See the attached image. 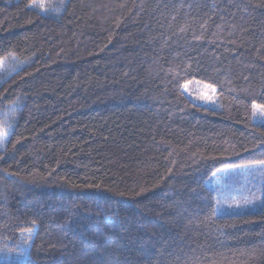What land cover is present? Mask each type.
Here are the masks:
<instances>
[{"label":"trees","instance_id":"1","mask_svg":"<svg viewBox=\"0 0 264 264\" xmlns=\"http://www.w3.org/2000/svg\"><path fill=\"white\" fill-rule=\"evenodd\" d=\"M1 60L0 264H264L205 183L264 161V0H0Z\"/></svg>","mask_w":264,"mask_h":264},{"label":"rangeland","instance_id":"2","mask_svg":"<svg viewBox=\"0 0 264 264\" xmlns=\"http://www.w3.org/2000/svg\"><path fill=\"white\" fill-rule=\"evenodd\" d=\"M11 61H0V72L8 71L12 66ZM192 82V83H189ZM187 85V87H185ZM207 86V87H205ZM214 89V91H213ZM182 91L198 105L206 107H216L218 96L216 88L197 81L191 80L183 84ZM206 94L211 99H203ZM255 111V120L262 121L264 113ZM0 146L7 140V127L0 123ZM264 164L253 163L245 166L224 167L216 170L205 181V183L215 191L216 213L217 215L235 214L260 209L264 197ZM21 255V254H20ZM16 255L12 260H19L22 264L23 259Z\"/></svg>","mask_w":264,"mask_h":264},{"label":"snow or ice","instance_id":"3","mask_svg":"<svg viewBox=\"0 0 264 264\" xmlns=\"http://www.w3.org/2000/svg\"><path fill=\"white\" fill-rule=\"evenodd\" d=\"M32 6L35 7L37 5L33 4ZM38 7H40L41 9H44L45 5L43 3H41V4L38 5ZM189 83H192V82H189ZM185 87H187V85ZM205 87H207V86H205ZM213 91H214V89H213ZM201 98H203V99H211V97L207 96L206 94L202 95ZM253 108H254V110H259L261 113H264V106L253 105ZM3 138H4L3 135L0 134V139H3ZM259 163L260 164H264V161H259ZM31 239H32L31 234H29L28 240L25 241V243H30Z\"/></svg>","mask_w":264,"mask_h":264}]
</instances>
